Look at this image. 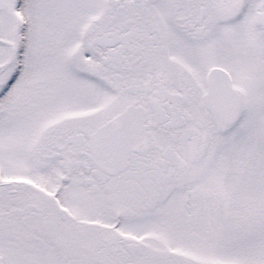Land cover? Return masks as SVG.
Wrapping results in <instances>:
<instances>
[{
  "label": "snow or ice",
  "instance_id": "snow-or-ice-1",
  "mask_svg": "<svg viewBox=\"0 0 264 264\" xmlns=\"http://www.w3.org/2000/svg\"><path fill=\"white\" fill-rule=\"evenodd\" d=\"M0 264H264V0H0Z\"/></svg>",
  "mask_w": 264,
  "mask_h": 264
}]
</instances>
